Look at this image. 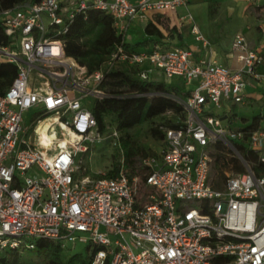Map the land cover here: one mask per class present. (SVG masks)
<instances>
[{
    "label": "built area",
    "instance_id": "2783aa9c",
    "mask_svg": "<svg viewBox=\"0 0 264 264\" xmlns=\"http://www.w3.org/2000/svg\"><path fill=\"white\" fill-rule=\"evenodd\" d=\"M190 3L28 0L0 9L10 39L0 47V61L17 69L0 95V255L35 250L44 240L63 249L86 244L94 252L91 264H264V129L223 125L232 106L246 103L247 79L264 83L258 73L264 42L253 47L244 32L236 34L230 52L236 68L212 57L196 60L189 47L162 42L132 51L125 45L136 19L187 7L179 20L211 51ZM89 8L112 15L120 38L93 72L67 56L64 39ZM151 21L157 27L166 20ZM258 31L264 33V14ZM121 64L138 68L142 81L164 76L167 83L180 78L185 87L196 83L184 99L173 98L184 118L177 127L160 126L164 139L135 173L125 166L119 130L107 118L102 131L92 107L82 103L113 97L104 82ZM227 104L221 116L207 112ZM110 138L119 148L116 167L89 175L80 156ZM219 153L224 165L215 171Z\"/></svg>",
    "mask_w": 264,
    "mask_h": 264
},
{
    "label": "trees",
    "instance_id": "16d2710c",
    "mask_svg": "<svg viewBox=\"0 0 264 264\" xmlns=\"http://www.w3.org/2000/svg\"><path fill=\"white\" fill-rule=\"evenodd\" d=\"M26 1L28 0H0V9L13 8ZM210 11L212 14L214 13L212 8ZM90 31H93L94 37L88 42L84 38ZM175 31V28L170 30L171 37H174ZM144 32L147 36L144 41L135 45L127 43L125 44L126 48L132 51L140 50L145 46L162 43L165 38L162 32L151 22L146 25ZM64 39L67 56L76 59L90 72H93L107 61L109 54L114 50L120 38L114 27L112 15L89 8L85 13L77 15ZM9 43L10 39L0 21V47H6ZM138 73V68L127 64H121L112 69L107 74L104 88L113 97L96 100L92 106L93 114L102 131H106L107 128L105 120L111 117V124L123 133L120 137V145L124 153V163L132 173L141 169V160L144 157L155 152L138 144L127 131L143 122L154 121L156 117L166 113L180 115L176 122H164L151 128V135L161 142L164 139V133L160 126L177 127L180 120L185 116L183 106L171 96L184 99L188 94L183 82L180 86L172 82L167 83L164 80L142 81L138 78ZM16 75L17 69L14 64L0 61V95L4 94L11 86ZM153 92L159 95L154 98L135 96L136 94ZM261 121L262 116L257 115L248 126L251 129H257ZM240 150L243 152L242 147ZM250 158L257 160V157L251 154ZM222 159L223 156L219 153L214 167L215 171L224 165ZM116 164L117 162L111 163L113 167H116ZM257 164H259L258 161ZM67 250L54 242L41 240L37 243L35 250L22 249L4 252L0 255V264L25 263L26 258L34 256L40 259V264H91L94 252H89V246H87L85 253L68 254Z\"/></svg>",
    "mask_w": 264,
    "mask_h": 264
},
{
    "label": "rangeland",
    "instance_id": "374dc122",
    "mask_svg": "<svg viewBox=\"0 0 264 264\" xmlns=\"http://www.w3.org/2000/svg\"><path fill=\"white\" fill-rule=\"evenodd\" d=\"M214 10L212 14L210 9ZM180 9V7H179ZM194 22L201 30L203 35L210 41L211 46L218 54L223 55V52L230 49L236 34L244 32L246 37L251 42L252 46L258 41H264V33L258 31L259 21L264 14V0H192L188 5ZM189 25V23H187ZM169 28V27H168ZM169 33H170V29ZM167 30V31H168ZM176 33V32H175ZM178 34L182 37L185 44L197 46L194 37L191 36L187 28H183ZM143 31L140 25L135 26V30L130 32L129 39L132 42H137L143 39ZM94 37L93 31H90L85 36L84 40L90 42ZM194 38V39H193ZM174 39V38H173ZM3 58L0 56V60ZM165 80L164 76H161ZM172 83L182 86V80L175 77L171 80ZM188 90H194L196 83H192L185 87ZM246 103L232 106L230 118L223 121L224 126H231L232 129L247 127L251 124L252 119L257 116H262L260 126L264 129V87H248L245 90ZM175 98L174 96H171ZM92 107V100L82 101ZM230 105H226L223 110L215 107L209 109V114L217 117L221 116L223 111L229 110ZM35 111H31L27 115V124H30ZM180 115L166 113L156 117L154 121H146L134 126L127 132L131 137L145 149L156 151L159 141L151 135V128L164 122H176ZM111 120V117L108 118ZM115 126V125H114ZM123 133L120 132V137ZM119 148L114 144V139L110 138L101 144H98L90 153L82 154L83 166L86 168L89 175L93 176L98 170H107L112 162L118 161ZM68 254L85 253L87 245L77 243L75 246L68 245ZM4 254V253H2ZM27 261L20 264H40V259L36 256L26 258Z\"/></svg>",
    "mask_w": 264,
    "mask_h": 264
},
{
    "label": "crops",
    "instance_id": "0c3cea01",
    "mask_svg": "<svg viewBox=\"0 0 264 264\" xmlns=\"http://www.w3.org/2000/svg\"><path fill=\"white\" fill-rule=\"evenodd\" d=\"M132 2H137L139 0H131ZM192 0H190L191 2ZM187 11V7H180V9L178 8L176 10V12H170V13H165V14H154L152 12H149L147 14V18L145 19H136L132 24H131V27H130V31H129V34L130 32H132L133 30H135V26L136 25H140V28L141 30L143 31V36L141 40H138L136 43L138 42H142L144 41L147 36L144 32L145 30V27L146 25L151 22V19H154V20H157L158 22V19H161V18H165L166 21L164 25L158 23V26L157 28L162 32V34L165 36V38L163 39V43L166 45V46H169V47H175V46H179V47H189L193 50L194 52V58L196 60H200V59H203L205 57H212V59L216 60L217 62L225 65V66H228V67H232V68H236L240 65L239 61L237 60V56L236 55H231L230 52H231V47L230 49H228V51L226 52H223V55L221 54H218L217 51L214 49V47H212V50L211 51H208L206 49H204L202 47V45L197 42L194 38V41L196 43L197 46H190L189 44H185L184 40L182 39L181 36H179L178 32H181L182 29L184 28H187L188 31L190 32L191 36L194 37V35L191 33L190 31V26L187 24V23H184V22H181L179 19L181 17H183L185 15ZM169 27V28H168ZM175 28L176 29V33L174 32V37H171L170 33H169V30L168 29H173ZM168 30V31H167ZM201 31V30H200ZM150 38V37H149ZM174 38V39H173ZM248 39V38H247ZM249 41V39H248ZM264 41H260L256 42L254 46H258L260 45L261 43H263ZM129 43H131L132 45L136 44L135 42H132L130 41ZM250 45L252 46L251 42L249 41ZM153 45V44H152ZM152 45H149V46H145V47H142L140 49H147L149 47H151ZM258 73H260L261 75H264V64L261 65L259 68H258ZM248 81V85L246 87V89L248 87H264V83H260V84H256V81L253 79V78H248L247 79ZM247 98V97H246Z\"/></svg>",
    "mask_w": 264,
    "mask_h": 264
},
{
    "label": "bare ground",
    "instance_id": "6f19581e",
    "mask_svg": "<svg viewBox=\"0 0 264 264\" xmlns=\"http://www.w3.org/2000/svg\"><path fill=\"white\" fill-rule=\"evenodd\" d=\"M43 138H44L45 142L49 144V141H50L49 136H47V135L44 133V137H43Z\"/></svg>",
    "mask_w": 264,
    "mask_h": 264
}]
</instances>
